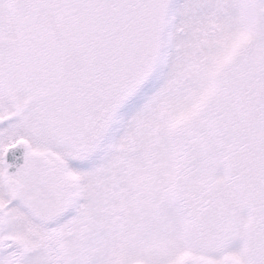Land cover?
Wrapping results in <instances>:
<instances>
[{
	"label": "snow or ice",
	"instance_id": "snow-or-ice-1",
	"mask_svg": "<svg viewBox=\"0 0 264 264\" xmlns=\"http://www.w3.org/2000/svg\"><path fill=\"white\" fill-rule=\"evenodd\" d=\"M0 264H264V0H0Z\"/></svg>",
	"mask_w": 264,
	"mask_h": 264
}]
</instances>
